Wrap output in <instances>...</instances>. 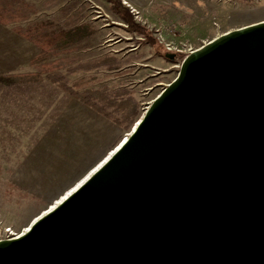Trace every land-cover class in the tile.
I'll return each instance as SVG.
<instances>
[{"label": "water", "instance_id": "obj_1", "mask_svg": "<svg viewBox=\"0 0 264 264\" xmlns=\"http://www.w3.org/2000/svg\"><path fill=\"white\" fill-rule=\"evenodd\" d=\"M136 122L0 264H264V20L183 57Z\"/></svg>", "mask_w": 264, "mask_h": 264}, {"label": "rangeland", "instance_id": "obj_2", "mask_svg": "<svg viewBox=\"0 0 264 264\" xmlns=\"http://www.w3.org/2000/svg\"><path fill=\"white\" fill-rule=\"evenodd\" d=\"M121 2L162 54L127 30L107 0H0L8 17L20 12L0 22V68L24 71L0 70V239L5 230L20 232L128 133L177 75L181 61L165 53L183 58L225 31L264 20V0ZM39 22L44 32L89 26L79 40L41 52L32 39L42 31L29 29ZM20 53L29 57L23 66ZM62 83L92 92L111 114L134 122L115 123Z\"/></svg>", "mask_w": 264, "mask_h": 264}, {"label": "trees", "instance_id": "obj_3", "mask_svg": "<svg viewBox=\"0 0 264 264\" xmlns=\"http://www.w3.org/2000/svg\"><path fill=\"white\" fill-rule=\"evenodd\" d=\"M109 1L112 9L119 14V16L124 20L127 26V30L130 32H138L142 34L143 41L146 43H149L157 52L162 51L156 47V40L152 37V35L149 33L147 28L144 25H141L140 23L136 22L133 19V14L131 13L130 9L125 6L121 0H107ZM10 14L8 11L4 10L0 4V22L7 24L10 22L16 21V15L20 14L19 11H16L14 14H12V18L8 17ZM44 23L39 22L35 23L32 27H30V30H34L36 32L43 30ZM89 25L84 26H78L73 29H60L57 31H51V32H40L39 35L36 38H33L32 41L39 47L41 52H45L48 50H51L52 48H61L65 47L80 38H82L86 33V28ZM15 31L22 36L29 37L28 31H22L21 29L17 28ZM159 54V53H158ZM182 59L181 54H175L174 53V60L179 62ZM61 87L67 90L71 95L78 97L85 103L90 104L94 108H96L98 111L102 112L104 115L111 117L115 123H126L125 121L127 118L124 117H118L111 114L109 110H107V107L99 105L95 101V95L92 92L89 91H77L74 87H71L67 85L66 83H62ZM117 107H126L123 105V103L115 104ZM134 122V120H130L127 122L125 127L131 126V124Z\"/></svg>", "mask_w": 264, "mask_h": 264}, {"label": "bare ground", "instance_id": "obj_4", "mask_svg": "<svg viewBox=\"0 0 264 264\" xmlns=\"http://www.w3.org/2000/svg\"><path fill=\"white\" fill-rule=\"evenodd\" d=\"M195 50V49H194ZM193 50V51H194ZM137 123V122H136ZM135 123V125H136ZM134 125V126H135ZM129 132V131H128ZM128 134V133H127ZM126 134V135H127ZM125 135V136H126ZM124 137V136H123ZM125 139V138H124ZM116 149V148H115ZM114 149H110L107 151L106 155H110L111 153H113ZM102 159V158H101ZM100 159V160H101ZM106 159V157L104 158ZM99 160V161H100ZM98 161V162H99ZM104 160H102L96 167H98L101 163H103ZM96 165V164H95ZM95 165H93L91 168L88 169V171L83 175L81 176L73 185H71L70 187H68L64 192H62L57 198H55L45 209L41 210L39 213H41L40 215H44L49 209H52L54 208L56 205H58L67 195H69V193H71L78 185H80V183L82 181H84V179L91 173H93V171H95V168H93ZM36 216V215H35ZM32 217V219L30 220L29 224L32 223L33 221H35L38 217ZM40 217V216H39ZM27 224L26 226L23 227V229L20 231V232H16V233H13L14 235L16 236H13V237H10L9 239H12V238H17L18 236H20L22 233H24L27 229H28V225Z\"/></svg>", "mask_w": 264, "mask_h": 264}, {"label": "crops", "instance_id": "obj_5", "mask_svg": "<svg viewBox=\"0 0 264 264\" xmlns=\"http://www.w3.org/2000/svg\"><path fill=\"white\" fill-rule=\"evenodd\" d=\"M15 33H16V31H15ZM16 34L18 35L19 33H16ZM1 37H2V36H1ZM19 55L22 56V57H24V59H23L22 62H21V65L23 66V65H24L23 61H24L25 63H27V61L29 60V57H28L27 55H26V56H23L21 53H20ZM25 65H26V64H25ZM0 70H1V71H9V73H13V72H24V71H19L18 68H16V66H15V67H12V68H0ZM137 118H138V117H137ZM135 123H136V122H135ZM135 123H134V124H135ZM131 128H132V127H131ZM131 128H130V129H131ZM127 132H128V131H127ZM127 132H126V133H127ZM122 137H123V136H122ZM122 137H121V138H122ZM109 150H110V149H109ZM106 153H107V152H106ZM106 153H105L101 158H103V157L106 155ZM101 158H100V159H101ZM100 159H99V160H100ZM99 160H98V161H99ZM94 165H95V164H94Z\"/></svg>", "mask_w": 264, "mask_h": 264}, {"label": "built area", "instance_id": "obj_6", "mask_svg": "<svg viewBox=\"0 0 264 264\" xmlns=\"http://www.w3.org/2000/svg\"><path fill=\"white\" fill-rule=\"evenodd\" d=\"M194 49H196V48H194ZM194 49H189L188 51H187V53L184 55V57L186 56V55H188L189 53H191ZM6 232H7V236H5L6 238H10V237H13V236H16V235H14L13 233H16V232H13V231H11L10 229H8V230H5Z\"/></svg>", "mask_w": 264, "mask_h": 264}]
</instances>
